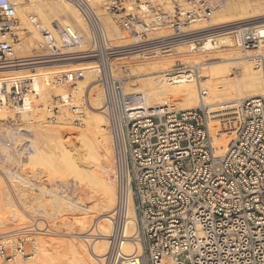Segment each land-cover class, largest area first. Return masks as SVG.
Here are the masks:
<instances>
[{
    "label": "built area",
    "instance_id": "2783aa9c",
    "mask_svg": "<svg viewBox=\"0 0 264 264\" xmlns=\"http://www.w3.org/2000/svg\"><path fill=\"white\" fill-rule=\"evenodd\" d=\"M66 1L88 26L90 51L72 54L81 36L69 25L54 24L53 33L42 30L41 37L53 54H65L56 57H93L100 70L101 110L111 136L116 192L112 221L117 232L103 264H264V93L240 99L229 115L217 119L204 106L150 109L140 96L125 95L122 81L109 72L106 62L119 49L110 45L95 6L90 0ZM227 1L96 0L108 13L119 16L121 29L136 41L133 51L156 48L164 41L157 47L185 39L193 43L207 30L190 36L194 33L185 29L206 21ZM16 26L15 0H0V66L7 65L12 44L18 40ZM161 30L168 34L152 39ZM240 36L243 49L257 39L249 27L240 30ZM81 77V70H69L55 75L52 84L72 87ZM40 94L31 77L0 80V106L15 112H30ZM82 103L77 105L66 90L45 106L46 119L78 123L82 105L88 104L85 92ZM212 119L220 131L233 133L223 154L214 151ZM128 201L134 213L131 242L138 251L125 255L120 244ZM35 226L32 221L29 227ZM42 227L48 229L47 222ZM27 231L15 238L14 249L0 244V262L13 260L14 252L26 258L32 255L31 248L26 251Z\"/></svg>",
    "mask_w": 264,
    "mask_h": 264
},
{
    "label": "bare ground",
    "instance_id": "6f19581e",
    "mask_svg": "<svg viewBox=\"0 0 264 264\" xmlns=\"http://www.w3.org/2000/svg\"><path fill=\"white\" fill-rule=\"evenodd\" d=\"M65 1L66 0H15V2H16L15 3L16 4V14H17V18L19 21V24L17 27L19 28L21 25L26 23V26L28 25L27 28L30 31V36L22 42L17 41V43H14V45L12 44V53L10 54L11 56L9 55L7 57V59L5 60V62H7L6 63L7 65H1L0 66V80L4 79V78L13 77V76L31 77V79H33L35 81L36 86L38 88V91L41 92L40 96L42 97L43 93H45L46 95L48 94L49 87H48L47 81L51 80L53 78V77L51 78L49 76V73L52 72L49 70V67L50 66L51 67H60L61 65L64 64L63 61L73 59V58H66V57L58 58L56 56H61V55L63 56L65 54H53V53H52V56L55 58H50V57H52L51 55H49V53H51V50L49 51V49L47 48L45 50V51L48 50L47 53L46 52L42 53L40 50L41 49L40 43H41V38H42L40 35L41 31L42 30H49L50 32L53 31V25L54 24L51 25L52 22L50 21V18H51V14L54 12V9L56 7L69 8L70 11L72 12V14L74 15V17L81 22L82 27L85 29H88V27L86 28L84 26V23L86 24V22L82 21L77 10H75L73 5H71L69 2H67V1L65 2ZM254 10L252 8L248 9L247 6L243 5V7H241V11L243 13L244 12L249 13L250 16L249 17H243L242 19H240L239 21L240 22L242 21L240 24H237V25L235 24L233 26L223 27V29H233L237 35L236 39H239V41L241 43L240 30H244L249 26L244 27L242 29L238 26L246 25V24L249 25L251 23H256V22H259L261 20L263 21V19H260V18L264 17V10L263 9L258 10V8H257V10H255V11ZM104 18L107 22L108 21L107 17H104ZM254 19H257V21H250V20H254ZM220 22H221V19L219 21L214 16L211 18L210 23L215 24V23H220ZM67 25L71 26L70 24H67ZM198 25H199L198 23L191 24V27H190L191 29L190 28L187 29V30H189L188 32L194 33L190 36H193V35L195 36L197 34L204 33V32L197 33V34L195 33L196 31H198V32L203 31V29L207 30V32H208L209 28L206 29L207 25L206 26H204V25L199 26L197 28ZM61 26H64V25H61ZM208 26H209V24H208ZM251 27H254L252 29L254 38H259V40L255 41L256 46L251 48L250 50H246L244 52V55H242V56H240L238 52L234 54L235 56H233V58L242 57L240 59V61H241L240 63H242L241 64L242 75H243L242 82L248 87V91L251 92V94L248 96L260 95V94L264 93V60L261 61L260 63L257 61L256 62L257 64L251 60V57L256 55V54L264 56V23L263 22L261 24L258 23L256 25L250 26L249 28L251 29ZM19 29H22V28H19ZM106 30H107V28H106ZM108 31H110V32H108ZM108 31H107V39H108L110 45H112V47H116V48L124 47V43H127V40L125 39L126 36L121 34V32L119 31V28L117 26H114L113 24H110V30H108ZM79 34L81 36L80 43L77 45L76 49L74 48V50L72 51V54H78V53H84L85 51L86 52L90 51L89 46L83 49L84 45L86 46V43L83 41V38H82V35L80 32H79ZM167 34H168V31H166V30L157 31V32H155V34H153L152 39H155V41H156V40H159L160 38L164 37ZM19 36L20 37L19 38L17 37V38L20 40L21 35H19ZM205 37H207V36H205ZM128 41H130V40H128ZM184 41H186V39ZM165 42L166 41L161 42V44L165 43ZM156 43H158V42H156ZM222 43L233 44L232 40L229 38L223 37L222 39L221 38L215 39L213 37H209V38L207 37L206 39H204L203 43L200 45V49H201V51L209 52L211 49L218 47ZM184 47H185L184 45L176 46L175 48H173L172 50H170L167 53V56L165 55L166 57H163L164 55L161 56L160 52H155V53L153 52V54L152 53L148 54V56H146V58H144L142 60H138V61L133 60L131 62L133 64L131 66V68H133L134 66H138L139 68H142V66H144L143 69H154V72H157V73L162 72V74H157L156 77L154 79H152L153 81H152V85L150 87H148V88H140L139 87V88H134V90L133 89L131 90L130 88L125 87L123 89L124 94L125 95H140V98L144 100L145 104L150 109H170V104L172 106V104H173L172 102H174L175 100H178V101H180L179 106H181V107L182 106L183 107L184 106L185 107H191V106H195V107L196 106H204V107H206L208 109V111L213 114L211 117L213 119H217L221 115H225V116L229 115L230 112H228V111L230 109H232V107H235V105H237V103H238L237 100H240V97L237 98L234 96L235 94L234 95H232L233 93L231 94L232 87L227 80L222 81L220 79L218 80V79H214L212 77V74L217 73V72H218V74H220V76L224 75L223 72L226 71V67L219 66L221 63H223V59H217L216 57H212L213 54H212V56H209L206 58L205 57L203 58L202 56L201 57L192 56L191 54H188L187 50ZM242 50H243V48H242ZM86 57L87 56H82L79 59H73V60H78V61L84 60L86 64H90V63L94 62L93 57H89V58H86ZM45 58H48V59H45ZM230 58H231V56L229 57V59ZM34 59H45V60L33 61ZM88 61H90V62H88ZM231 62H233V61H231ZM223 64H221V65H223ZM184 67H192V69L191 68L190 69H182ZM173 69H181V70H178V71L175 70V71L171 72L170 70H173ZM241 69H240V71H241ZM30 70H35L36 73H30ZM166 71H170V72H166ZM218 74H215V75L217 76ZM215 75L213 74V76H215ZM151 76H154V75L152 74ZM226 76H228V75H226ZM226 76H225V78H226ZM217 77H219V76H217ZM225 78L222 77V79H225ZM94 82H95L94 78L90 79V78L84 77L80 82L81 84L84 85L83 89H82V85L80 83H78V84L81 86H78V87H79L80 91H82V90L87 91V89H86V84H87L89 86V89L91 88V90H92L93 88L96 87ZM91 83H93L92 86H91ZM78 87H76V88H78ZM199 89L201 90V92ZM76 90H78V89H76ZM65 92H62V93L64 94ZM239 96H241V95H239ZM242 96H243V94H242ZM75 97H76V94H75ZM75 97H74V100H75ZM90 99H91L90 107H88V111L90 112V113L88 112L89 113V115H88L89 119L85 118L86 120L89 121V122L86 121V122H88L87 126H84L85 120L81 119V120H83L82 122L84 123V125H83L84 127H81V126L73 127L71 122H69V123L68 122H61L59 124H50V123L44 124L43 122L42 123L37 122L35 129H36V133L40 137L39 140H41L42 141L41 143L44 144L48 149V152L44 151L42 153V154H44V157L49 158V161H46V166L50 165L51 166L50 169L53 170L52 172L59 170V172H61L62 176H63V173L65 171L66 172L68 171V173H70L71 175L73 173V175H75L76 177L78 174H82L81 176H84L86 178V179L85 178L84 179L87 180L86 182L88 184H93L92 187L95 189L98 196L100 197L98 205L94 204V205H96L95 206L96 208H94V209L89 208V209L92 211H96V210L99 211V209H100L104 213H102L101 215L99 214L100 216L98 217V219L97 220L95 219L93 222L90 221V218H91L90 215L87 216L89 218L88 220H85V219H87L85 217L84 220H82V221L79 220L78 222L83 229V231H82L83 236H81V238L83 239V241H87V245H88V240L91 239V237H88V236L94 235V237H95V238L91 239L92 241L90 243V246H88V249H86L87 254H88L87 256L89 258H91V260L86 259V260H84V261H86V263H83V264H96V263L101 264L102 261L104 260V256L110 254V251L112 250V247H113V243L115 242V239L117 237L116 236L117 232H115V229H114L115 228V226L113 224L114 222L112 221V216H114L116 214V210H115L116 209V192H115V186H114V182L112 180V176H111V172H110V170L112 168L111 136H110L109 130L107 128V121H106L105 117L103 116L102 110H101L102 103H103V93L100 95L99 94L94 95V96L90 97ZM75 102L77 103V100ZM85 107H83V109ZM4 111L5 110H2V108L0 109V116L4 117ZM6 113L9 114L8 112H6ZM23 113H25L24 115L27 114L25 111H23ZM216 114L219 116H216ZM6 115H5V117H6ZM30 115H31V113H30ZM26 116L28 117V115H26ZM0 118H2V117H0ZM213 119L209 122V129H210L212 139H213L214 151H215V153L220 154V153L224 152V150H226L229 142L233 138V133H230V135H228V133H224V132L220 131L219 125H218L219 123ZM27 123H28V121H27ZM36 138H38V137H36ZM33 141L32 142L30 141L29 143L27 142L28 143L27 145L25 142V145H24L26 147L25 153L29 154L30 161H31V159H33V161H34L36 159V157L37 158L40 157L38 155L40 154V152L43 151V150L41 151V148L38 147V145H35ZM23 149H25V148H23ZM51 152H53V153L51 154ZM45 160L46 159H44V161ZM39 161H41V160H39ZM42 163H43V160H42ZM47 169H49V168L47 167ZM68 173H65V175ZM51 174L52 173H50V175ZM53 174H55V173H53ZM71 175H69V177ZM8 176H9V174H8ZM10 176H9V178H7V180L9 179V181L11 180L10 181L11 183L9 182L8 185H10L13 190L15 188H19V187H14V185H13L14 182L12 183V181H14L13 177L12 176L10 177ZM53 176H56V175H53ZM75 176H72V177H75ZM59 177L61 178V176H59ZM64 177L66 178V176H64ZM75 178H74V180H75ZM56 179H57V177H56ZM18 181H20V180H18ZM65 181H64V183H65ZM15 182H16V180H15ZM71 182H69V183H71ZM66 183H68V182H66ZM23 184H22V186H24ZM73 184L75 185V183H73ZM8 185H6V183H5L4 187H2L3 190H1L2 191L1 195L4 197L2 199H0V230L3 231V234H6V235L3 236L2 241H1L2 243H0V244H3L5 247L7 246L8 247V248L6 247L7 249H11V248L14 249L13 248L14 244H15L14 238L21 231H23L22 228H20V224H25L27 219L25 220V217L22 215L23 212L21 213L17 209H15L16 205L14 204L15 202L12 200V196H11L10 190H9L10 187ZM16 185L17 184H15V186ZM60 185L66 186V184H59V186ZM74 185H72V186H74ZM68 186L69 185H67V187ZM4 188L6 189V191L4 190ZM73 188L74 187H72V189ZM22 190H24V189H22ZM25 190H26V188H25ZM69 190L71 191V189H69ZM38 193H39V191H38ZM16 194H17V192H16ZM70 194H71V192H70ZM21 196H22V198H21ZM24 196L21 195V193H20V195L17 194L16 198H18L17 199L18 202L25 207L28 206L27 212H28V210L31 212H35L34 211L35 208L32 209V207H30L28 205V203L23 201ZM54 196H56V195H54ZM29 198H30V196H29ZM65 198L67 199V197H65ZM49 199H50V197H49ZM59 199H60V201H59ZM68 199H71V198H68ZM61 200L62 199L59 198V196H57L56 198H52L50 202H52L53 204L56 203L55 204L56 206H58V204H59L61 207L66 203V202L65 203L63 202L64 204L62 205ZM66 201H68L69 205L73 204L72 201H70V200H66ZM73 206H75V205H73ZM36 208H38V207H36ZM41 208H42V206H41ZM69 208H71V207H69ZM39 210H40L39 214L37 212L38 215H40V214L46 215L45 214L46 212L44 213L43 209L39 208ZM75 210H77V209H75ZM36 211H37V209H36ZM84 213H82V214H84ZM85 214H87V213H85ZM50 215H51V213H50ZM54 216H55V214L53 215L52 219L54 218ZM80 217L82 219V216H80ZM126 221H128L131 224V229H132V231H134V213H133L130 201H128V203H127V207L125 209V217L123 220L124 223H123V227H122V233H123L122 236L124 237V241H122L120 244L122 252L125 255H130L135 251L137 252L138 249L131 242L132 235L129 234L128 226L125 224ZM33 232L34 231H32V230H29L27 232L26 240H28L29 243L27 242L28 244L26 246V250H27V247L30 246V248L32 249V254L34 252L35 256L37 255L36 259H35V256L31 255L28 258L30 260L24 261V260H22V258H21L22 256L19 253L14 252V254L16 256L14 257L13 260H11L9 262H0V264H2V263H6V264H37V262H41V260L39 261V259H41V257L38 255V254H40V252H44L43 253L44 255H42V256H45L46 259L49 258V256H50L48 254L49 251L47 252L46 247L44 246L46 243L43 244L45 238L42 241V237L41 236L34 237ZM82 232H81V234H82ZM37 234H40V233H37ZM132 234H133V232H132ZM79 246H80V244H79ZM55 259L56 258H54V259L52 258L51 260L47 259V260L52 261V262H49L51 264V263H53V261ZM42 263H40V264H42ZM54 264H55V262H54Z\"/></svg>",
    "mask_w": 264,
    "mask_h": 264
},
{
    "label": "rangeland",
    "instance_id": "374dc122",
    "mask_svg": "<svg viewBox=\"0 0 264 264\" xmlns=\"http://www.w3.org/2000/svg\"><path fill=\"white\" fill-rule=\"evenodd\" d=\"M90 2L97 9V12H98L100 18L102 19L103 23L105 24L107 31L110 30V24H113L114 26H117L119 28V31L121 32V34L126 36L125 39L127 40V43H124V47L118 48L119 53L114 55L112 58H110L106 62L108 65V70L111 73V75L113 77L119 78L122 81L123 89L125 87H128L131 90L132 89L134 90V88H139V87L140 88H148L152 85V81H153L152 79H154L157 74H162V72L161 73L154 72V69H143L144 66H142V68H139L138 66H134L133 68H131V66L133 65L131 62L133 60H136V61L142 60V59L146 58V56H148V54H151V53L153 54V52L154 53L160 52L161 56L164 55L163 57H166L167 53L170 50H172L176 46L184 45L185 46L184 48L187 50L188 54H191L192 56H198V57L202 56L203 58L204 57L206 58V57L212 56V54H213L212 57H216L217 59H223V63L224 62L225 63L224 64L221 63L223 65L220 64L219 66L226 67V71H224L226 74L224 72H223V74L225 76L226 75H228V76H226V78H225L224 75H221L222 77L225 78V79H222L220 74H218V72H217V73H213V74L214 75L218 74L217 76H219V77H217L216 75L213 76V74H212V77L214 79H218V80L220 79L222 81L227 80L232 87V90H231V94L233 93L232 95L235 94L234 95L235 97H237V98L240 97V99H242V98L248 97V95L251 94V92L248 91V87L242 82V78H243L242 69H241L242 63H240L241 62L240 59L242 57L233 58V56H235L234 54L237 52L239 53L240 56L244 55V52L246 50H250L251 48L256 46L255 41L259 40V38H257L253 43L247 44L245 46V49L242 50L243 43L240 44L239 39H236L237 35H236L235 31L233 29H223V27H228V26H233L235 24L236 25L240 24L242 22V21L241 22L239 21L240 19H242L243 17H249L250 16L249 13H245V12L243 13L241 11V7H243V5L247 6L248 9L252 8L253 10L254 9L257 10V8H258V10H262V9L264 10V0H228L227 2L221 4L214 11V13L209 17V19H207L205 21L207 24L204 21L201 22L202 24L198 23L199 25L197 26V28L199 26H203V25L208 26V24H209L210 27L206 26V29L209 28V30H208L209 33L206 32L204 35H202L204 37L195 39L193 43L182 41V42L173 43L172 45H169L168 47H164V48H163V46L157 47V46L164 44V43H162V44H159L157 46H153L156 48L144 49V50L143 49L142 50H134V51L131 50V46H133V44L136 41H135V39H133L134 37L132 35H128L127 32H124L121 29L120 23H119V16H115V15L108 13V11H106L105 8L102 7L101 2H96V0H90ZM183 5H185V4H183ZM79 16H80V14H79ZM214 16L219 21L221 19V22L211 24L210 23L211 18ZM104 17H107L108 23L106 22ZM16 18H17V14H16ZM80 18L82 19L83 22H85L81 16H80ZM260 19H263V21L261 20V21L256 22V23H251L248 26L250 27V26L256 25L258 23H260V24L262 22L264 23V17H262ZM50 21L52 22L51 25L52 24H60V23H61L60 25L70 24L72 27H74L75 29H77L81 33L83 41L86 43V46L84 45L83 49L89 46V31H88V29H85L82 27L81 22L74 17V15L72 14V12L70 11L69 8L56 7L54 9V12L51 14ZM250 21H257V19L250 20ZM18 24H19V21L17 18V26H18ZM84 26L86 28L88 27L85 23H84ZM16 27L14 29V34L18 38L20 37L19 35H21L20 40L19 39L17 40L18 42H20V41L22 42L30 36V31L27 28L28 25L26 26V23L19 27L22 29H19L18 27L17 28ZM190 27H191V25L187 29H189ZM238 27L241 28L242 26H238ZM253 28L254 27H251V29H253ZM108 32H110V31H108ZM205 36H207L208 38L213 37L215 39H217V38L222 39L223 37L229 38L232 40L233 44L222 43L218 47L211 49L209 52L201 51L200 45L203 43L204 39L207 38ZM197 37H200V36H197ZM128 40H130V41H128ZM17 41L14 43H17ZM14 43H13V45H14ZM42 44H43V42H42V38H41V43H40L41 49L40 50L42 53H45V52L47 53L48 50L45 51L47 49V47L44 44L43 45ZM61 52L66 53V50L62 49ZM49 55L52 56V52L49 53ZM228 56L229 57L231 56V58L229 59ZM86 58H89V57H86ZM45 59H48V58H45ZM45 59H40V60H45ZM251 60L254 61V63H256L257 61H263L264 56L256 54V55L251 57ZM33 61H35V60H33ZM90 61H88V62H90ZM231 61H233V62H231ZM63 62H64V64L61 65L60 67H51V66L49 67V70L52 71L51 73H49V76L51 78L54 77L55 75H58L62 72H65V71L81 70L83 78L87 77L90 79L91 78L95 79L94 83H95L96 87L91 90V88L89 89V86L86 84L87 91L86 90H85L86 92L84 90L80 91L78 86L82 85V89L84 87V85L80 83L81 80L83 79L82 77L80 79L76 80L77 82L75 81L74 85L72 87L66 88V87H60V86H53V84H52L53 78H52L51 80L47 81L48 87H49L48 94L46 95L45 93H43L42 97L39 96L38 99L34 100V102H33L34 106L31 109L32 112L30 111L31 115L29 112H26L27 113L26 115H28V117L26 115H24L25 113H22V112L18 113V112H15V110L10 109L9 107L0 106V109L2 108V110H5L6 112L9 113V114H7L4 111V117L0 116L3 118V119L0 118V165H1L0 166V199H2L4 197L1 195V192H2L1 190H3L2 187H4L5 183H6V185L9 184V182L11 180L9 181V179L7 180V178H9V176L11 175L13 177V180H14V181H12V183L14 182L13 183L14 187H19V188H15L13 190L12 187L10 185H8L10 187V188L9 187L8 188L10 190L12 200L15 202L14 204L16 205L15 209H17L21 213L23 212L22 215L25 217V220L27 219L25 224H20V228H22V230H34L33 236L34 237L41 236L42 241L45 238L43 244L46 243L44 246L46 247L47 252L49 251L48 254L50 256L52 255L51 257L49 256V258H47V259L51 260L52 258L53 259L56 258L53 261V263H51V264H54V262H55V264L56 263L57 264H83V263H86V261H84V260H86V259L91 260V258H89L87 256L88 254H87L86 249H88V246H90V243L92 241L91 239L95 238V237H94V235L88 236V237H91V239L88 240V245H87V241H83V239L81 238V236H83V232H82L83 229L80 226L78 221L84 220L85 217L87 218L85 220H88L89 218L87 216L90 215L91 216L90 221L93 222L95 219L97 220L98 217L102 213H104L100 209H99V211L98 210L92 211L89 209V208H93V209L96 208L95 207L96 205H94V204L98 205L100 197L98 196L95 189L92 187L93 184H88L86 182L87 180H85L86 178L84 176H81L82 174H78L76 177L75 175H73V173L71 175L70 173H68V171L67 172L65 171L64 173L62 172L63 173V176H62V174H61V172H59V170L52 172L53 170L50 169L51 166L50 165L46 166V161H49V158L44 157V154H42V153L44 151L48 152V149L44 144L41 143L42 141L39 140L40 137L36 133L35 126H36L37 122H41V123L43 122L44 124L50 123L46 119L47 112H46L45 106L51 102V100L54 96L59 95L62 92H65L66 90L71 91L72 95H74L73 97H75V94H76L77 98L75 97V101L77 100L78 105L83 104L82 103V96H83L84 92L86 93L87 98H88V104L86 107H85V105H82L85 108L83 109V116L81 118V119L85 120V122H84L85 125L82 122L83 120H81V119L78 123H71V124L73 127L87 126V123L89 121L86 119L88 118V115L90 113L88 111V107H90V102H91L90 97H92L94 95H98V94L100 95L103 92H102V88H101V85H100L99 80H98L100 70H99V68L95 62L90 63V64H86L84 60L78 61V60H73V59L63 61ZM190 68L192 69V67H184L182 69H190ZM240 69H241V71H240ZM175 70L178 71L181 69H173L170 71L173 72ZM170 71H166V72H170ZM30 73H36V71L30 70ZM152 74L154 76H151ZM78 83H80L81 85H79ZM92 84L93 83H91V86H92ZM76 87H78V88H76ZM76 89H78V90H76ZM200 92H201V90H200ZM242 94L244 97L242 96ZM239 95H241V96H239ZM137 96H140V95H137ZM237 101H239V100H237ZM172 103H173L172 106L170 104V109H172V108L173 109L188 108L185 106L184 107L179 106L180 101H178V100H175ZM191 107H195V106H191ZM5 115H6V117H5ZM216 116H219V115L216 114ZM221 116H225V115H221ZM27 121H28V123H27ZM86 121H88V122H86ZM63 122L69 123L70 121L64 120ZM50 124H59V123H50ZM36 137H38V138H36ZM30 141L31 142L33 141L35 145H38V147L41 148V151L43 150L38 155V156H40V157H38L39 159L36 157V159L34 161H33V159H31V161H30L29 154L25 153L26 152V147L24 146L25 142L27 145ZM23 148H25V149H23ZM52 153L53 152H51V154ZM223 153L224 152H222L220 154H223ZM44 159H46V160L44 161ZM39 160H41V161H39ZM42 160H43V163H42ZM47 167L49 169H47ZM110 172H111V170H110ZM50 173H52V174L55 173L53 175H56V176H53L52 174L50 175ZM65 173H68L71 176L69 177V175L68 174L65 175ZM8 174H9V176H8ZM59 176H61V178ZM64 176H66V178ZM72 176H75L76 178L72 177ZM56 177H57V179H56ZM74 178H75V180H74ZM15 180H16V182H15ZM18 180H20L21 182ZM64 181H65V183H64ZM71 181L73 183H75V185ZM66 182H68V183H66ZM69 182H71V183H69ZM15 184H17V185L15 186ZM22 184L25 187L22 186ZM59 184H66V186H64V185L59 186ZM67 185H69V186L67 187ZM72 185H74V186H72ZM72 187H74V188L72 189ZM25 188H26V190H25ZM22 189H24V190H22ZM69 189H71V191ZM4 190L6 191L5 188H4ZM38 191H39V193H38ZM16 192L19 195H20V193L23 196L25 195L23 198V201L28 203V205L30 207H32V209L35 208L34 209L35 212H31L29 210L27 212L28 206L25 207L18 202V200H17L18 198H16V196H17ZM70 192H71V194H70ZM54 195H56V196H54ZM29 196H30V198H29ZM57 196H59V198L62 199L61 200L62 205L66 202L65 203L66 205L64 204L63 206H61L62 208L60 207L59 204H58V206H59L58 207L55 205L56 203L53 204L52 202H50L52 198H56ZM49 197H50V199H49ZM65 197H67V199ZM21 198H22V196H21ZM68 198H71V199H68ZM66 200L72 201L73 204H70L71 205L70 206L68 201H66ZM59 201H60V199H59ZM67 205L71 208H69ZM73 205H75V206H73ZM41 206H42V208H41ZM36 207H38V208H36ZM39 208L43 209L44 210L43 212L44 213L46 212L45 213L46 215H44V214L38 215L39 211H40ZM36 209H37V211H36ZM75 209H77V210H75ZM37 212H38V214H37ZM84 212L87 214H85ZM50 213H51V215H50ZM82 213H84V214H82ZM54 214H55V216L52 219ZM80 216H82V219ZM113 217L114 216H112V218ZM32 221L34 222V224L36 226L34 228H29V226H31ZM43 222H47L48 229L43 230V227H42ZM125 224L128 226L129 234L132 235L133 231L131 229V224L128 221H126ZM41 230H43V231H41ZM81 232H82V234H81ZM37 233H40V234H37ZM2 234H3V231L0 230V238H1L0 243H2L1 241H2L3 236L6 235V234H3V235ZM17 236L18 235H16V237ZM27 242H28V240H27ZM27 244H26V246H27ZM79 244H80V246H79ZM29 249H30V246L27 247L26 251H29ZM43 253L44 252H40V254H38L41 257V259H39V261L41 260V262H37V264H40L42 262H43L42 264H44L45 262H46L45 264H50L49 262H52V261H49L45 258V256H42V255H44ZM33 254H32V256H35L34 252H33ZM36 256H35V259L37 258ZM21 258L24 261L30 260V259H28L29 257L28 258L21 257ZM103 262H104V260L102 261L101 264H103ZM2 264H6V263H2Z\"/></svg>",
    "mask_w": 264,
    "mask_h": 264
}]
</instances>
